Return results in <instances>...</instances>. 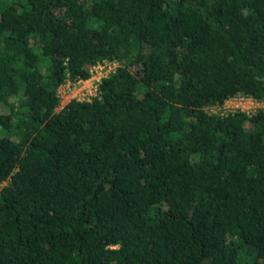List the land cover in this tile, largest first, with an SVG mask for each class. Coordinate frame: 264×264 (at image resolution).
<instances>
[{
    "label": "trees",
    "instance_id": "trees-1",
    "mask_svg": "<svg viewBox=\"0 0 264 264\" xmlns=\"http://www.w3.org/2000/svg\"><path fill=\"white\" fill-rule=\"evenodd\" d=\"M235 95L264 103V0H0V264H264Z\"/></svg>",
    "mask_w": 264,
    "mask_h": 264
},
{
    "label": "rangeland",
    "instance_id": "rangeland-1",
    "mask_svg": "<svg viewBox=\"0 0 264 264\" xmlns=\"http://www.w3.org/2000/svg\"><path fill=\"white\" fill-rule=\"evenodd\" d=\"M116 65L115 61H104L103 63L95 64L91 67V75L83 80H77L72 84L67 81L63 82L58 87V94L60 97L57 108L67 102L70 98L88 99L96 93V82L101 76L108 73ZM261 101L253 100L249 97L235 95L222 103L212 104L209 106L210 110L217 113L240 109L245 112H252L255 108L263 106Z\"/></svg>",
    "mask_w": 264,
    "mask_h": 264
}]
</instances>
